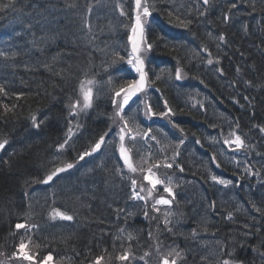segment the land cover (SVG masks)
<instances>
[{
	"label": "trees",
	"instance_id": "16d2710c",
	"mask_svg": "<svg viewBox=\"0 0 264 264\" xmlns=\"http://www.w3.org/2000/svg\"><path fill=\"white\" fill-rule=\"evenodd\" d=\"M148 2L153 48L144 57L149 86L139 99L157 113L167 100L174 113L143 110L139 118L146 126L140 136L156 138L147 146L148 166L174 187L173 205L159 212L133 198L131 182L144 174L128 170L111 137L114 90L136 78L126 63L135 0H0L11 5L0 11V141L7 140L0 151L1 252L11 254L30 235L16 228L26 224L40 257L68 264L101 256L100 264H161L172 249L180 252L170 256L178 264H264V0ZM84 81L94 83L92 107L72 116ZM70 127L71 146L58 151ZM105 133L100 152L78 160ZM231 133L243 149L224 145ZM140 141L133 161L146 155ZM210 154L224 171L218 178L231 179L228 187L212 180ZM67 163L74 167L42 184ZM124 253L130 257L120 261Z\"/></svg>",
	"mask_w": 264,
	"mask_h": 264
},
{
	"label": "snow or ice",
	"instance_id": "6c2138e0",
	"mask_svg": "<svg viewBox=\"0 0 264 264\" xmlns=\"http://www.w3.org/2000/svg\"><path fill=\"white\" fill-rule=\"evenodd\" d=\"M203 3L207 5L209 3V0H203ZM9 5H0V11H2L5 7H9ZM232 8L236 7V4L233 3L231 5ZM153 6H151L148 2V0H135V17H134V23L131 26L130 32L131 34L129 35L128 39L131 43V52L129 53V57L126 61L128 65L131 66L132 69L135 70L136 73L139 74L138 79H131L128 81L126 86L120 87L118 90H114V95L112 97V104L116 109V117L119 118V120L122 122V127L119 128V132L117 133L119 135V139L121 141L120 145V156L123 158L124 164L127 166L128 170L131 172H136L137 168L133 165L131 162V158L128 154V151L125 149L123 145V141L125 139V135L131 131L130 128H128V119L125 118L124 115V110L126 106H129L130 102L133 101L134 97L138 98V94L145 92V89L149 86V81H148V73L145 71V55L147 53H150L153 48V43L148 41V38L146 36L145 32V24L148 20L149 17L152 16ZM171 15V13H169ZM227 15L225 16V20H227ZM191 21H180V26L187 28L188 24H190ZM220 41H224L225 37L223 35L219 36ZM207 51V49H204ZM211 55V53H209ZM120 60H123L124 57H119ZM115 62V60L113 61ZM218 62V61H217ZM208 64H212L213 61L209 59L207 61ZM222 72V69L220 70ZM181 72L182 70L177 68L175 72V78L176 80H180L181 77ZM159 76H156V79H159ZM111 82V79L109 80ZM93 81H88V84H92ZM201 83H203L201 81ZM250 83V82H249ZM81 91L83 94V108L81 109V101L77 100L75 101L71 106H70V115L76 116L78 113L76 111H73L74 109H81L85 110L88 108L92 107V102H93V92L91 87L85 88L83 85L81 87ZM5 89L3 87H0V93H4ZM6 94V93H5ZM245 99H247L245 97ZM164 107L166 108L165 112L157 113L152 110V105L151 104H145V115L148 116H168L169 114L174 115L172 112V109L168 107V101L164 100L163 101ZM3 109L7 111H11L9 106L7 104L3 105ZM132 109L129 108V111ZM33 122L34 126L39 128L40 125L38 123H35V117H33ZM175 127L179 128V125H174ZM80 126L77 125V128ZM181 132H183V129H180ZM261 131H264V128L261 129ZM148 132H151V129L148 130ZM75 135V133L72 131V128L70 127L68 129V135L64 139V142L58 145V151L63 150L67 147H70L71 145L69 144V141L72 139V136ZM107 133L100 135L99 139L91 146L90 150H86L81 152L78 155V160H83L86 156L92 155V153L97 152L101 149V146L105 144V136ZM230 137L225 139L223 141L224 145H227L229 148H231L233 151L243 149L245 146L244 140L241 138L240 135L231 133ZM145 138L147 137V133L145 134ZM133 140H135V137H132ZM151 139L155 140V136H152ZM181 143H183V140H181ZM197 144L200 143L199 140L196 141ZM7 144V140H2L0 141V149H3L5 145ZM235 146L234 148L232 146ZM176 155L178 156L179 153L177 152ZM212 160H216V156H212ZM161 166L166 167V168H172L173 164L172 163H165L164 165H161L159 163L154 164L152 167L155 168H160ZM74 167L73 163H67L63 167H57L54 171L51 172V174L47 175L46 178L43 180V183L47 184L50 181L53 180L54 177H56L59 173L65 172L68 169H71ZM179 170L183 172V167L178 166ZM216 167H220V164L217 163ZM256 173H253L255 175ZM144 179L148 181V183L151 185V189L147 192V196L151 197L152 196V190L156 188V186L159 185H164V181L160 180L158 178H153V173H152V168L148 169V175L144 176ZM212 180L218 182L219 184L227 186L231 181H226L223 179H218L216 176H212ZM132 187H133V198L138 199V200H143L145 203H147V199L145 196L139 195L138 192H136V185L137 181L135 179L132 180ZM171 179L169 178L168 184L164 186V191L169 193L171 196V199H165L163 197L158 198L155 200L154 204L152 205L154 211L159 212L160 209L156 207V205H171L173 203V200L175 199V193L173 191V188L171 187ZM140 191H144L143 188L140 189ZM215 206V202L212 203V207ZM259 211V209H257ZM144 216L147 218L148 217V212L147 210L144 211ZM172 212L168 211L165 213V216H171ZM60 216L65 219V220H72L73 217L71 215H65L64 213H60ZM228 219H232L231 214L228 215ZM169 223L167 219H165V224ZM25 224H17L16 228L21 229L25 228ZM245 227H248L245 225ZM168 231H171V229H168ZM27 245L22 241L19 246H18V252L14 253V257L19 258L22 257L24 260L32 261L33 264H37L35 257L31 255L28 251H25ZM148 255V253H146ZM175 255V257L179 258L180 257V252L176 251V249H172L167 256H164L161 260V264H176V259H173L169 261L170 256ZM53 257L51 254L47 255L46 257L43 258L42 261L39 262V264H50L52 261ZM104 259L103 256L98 257L94 264H100V262ZM118 259L120 261H127L129 259V254L124 253L118 256ZM223 264H231L229 260H224Z\"/></svg>",
	"mask_w": 264,
	"mask_h": 264
},
{
	"label": "rangeland",
	"instance_id": "374dc122",
	"mask_svg": "<svg viewBox=\"0 0 264 264\" xmlns=\"http://www.w3.org/2000/svg\"><path fill=\"white\" fill-rule=\"evenodd\" d=\"M83 86L85 88L89 87V84L88 83H85L83 84ZM82 87V86H81ZM81 89V88H80ZM140 97V96H139ZM136 97L133 98V100L135 99ZM80 99L82 100L81 101V109L83 107V94H82V91H81V95H80ZM131 105H133L134 107V112L131 113V116L135 117V118H130L129 116L126 115V119H128V121L130 120V122H133L134 124L140 126V121H139V118L141 115H142V111L145 109V99L144 98H138L137 101H134L133 103L130 102ZM129 104V105H130ZM76 111H78V114L79 112V109H74ZM116 113V109L114 110V115H113V122H112V130H113V135L114 136H119L117 133L119 132V128L122 127V122L119 120L118 117H116L115 115ZM78 116V115H77ZM133 123H130V124H133ZM146 130V126L143 125L142 127V130H139V128L137 127V129H135L136 131L138 132H144V130ZM128 133L125 135V139L123 141V144H126L127 141H128ZM151 143H155V142H150V140L148 139L146 141V143H144L147 146H153V144ZM166 143V142H164ZM159 145V148L161 149V152H166L167 150L164 148V146L160 143H158ZM150 154V151H149V148L147 147L146 149V155L149 156ZM141 158H138L136 161H132V163L135 165V167L137 168V175L141 174V171L142 173L145 175H148V169L151 168L150 166H148L146 160H147V157L146 156H142L140 155ZM152 173H153V178H158L160 180H163L161 179L158 174L156 173V171L153 170L152 168ZM144 176L142 178V181L141 182H137V185H136V192L139 193V195L141 196H145L147 201L149 202H152L154 204L155 200L158 199V198H165V199H171V196L169 195V193L165 192L163 189H164V186H165V183L164 185H157L155 189L152 190V196L151 197H148L147 196V192L151 189V185L148 183L147 180L144 179ZM143 188L144 191H140V189ZM156 206H163V205H156ZM26 226V224H25ZM33 230V228H31L30 226H27L25 228H21V231L25 234L29 233V231ZM27 245V244H26ZM25 251H28L30 254L33 252L32 251V248L29 247V245H27ZM18 252V249L16 250V253ZM32 255V254H31ZM19 258H22V257H19ZM19 258H16L14 257V254L12 255V260L14 259H19ZM7 259V260H6ZM10 257H6L2 254V252H0V264H10L11 261H9ZM50 264H64L63 261L57 259L55 260L54 258L52 259V261L50 262Z\"/></svg>",
	"mask_w": 264,
	"mask_h": 264
},
{
	"label": "water",
	"instance_id": "95a60500",
	"mask_svg": "<svg viewBox=\"0 0 264 264\" xmlns=\"http://www.w3.org/2000/svg\"><path fill=\"white\" fill-rule=\"evenodd\" d=\"M130 47H131V43H130Z\"/></svg>",
	"mask_w": 264,
	"mask_h": 264
}]
</instances>
